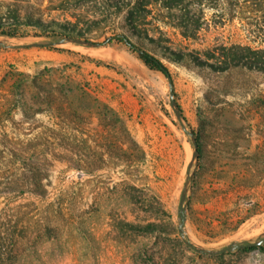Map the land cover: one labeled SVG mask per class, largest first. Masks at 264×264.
<instances>
[{
  "label": "rangeland",
  "instance_id": "1",
  "mask_svg": "<svg viewBox=\"0 0 264 264\" xmlns=\"http://www.w3.org/2000/svg\"><path fill=\"white\" fill-rule=\"evenodd\" d=\"M103 3L0 0V22L21 24L18 37L0 35V148L8 150L0 172L49 161L42 196L23 181L15 186L24 195L0 197V212L11 211L0 231L17 239L14 264H264V75L216 74L174 63L166 50L202 57L219 45L250 44L234 19L245 9L209 0L217 8L206 10L195 39L162 24L139 38L123 15L104 16ZM37 21L70 23L85 32L71 38L98 47L58 44L28 26ZM121 34L168 68L171 85L125 45L107 42ZM34 43L53 45L27 46ZM122 222L159 231L132 233ZM260 240L218 256L194 250Z\"/></svg>",
  "mask_w": 264,
  "mask_h": 264
},
{
  "label": "trees",
  "instance_id": "2",
  "mask_svg": "<svg viewBox=\"0 0 264 264\" xmlns=\"http://www.w3.org/2000/svg\"><path fill=\"white\" fill-rule=\"evenodd\" d=\"M218 2L221 0H217ZM245 10L241 15H236L234 19L242 25L250 44L219 45L212 49H207L199 55L175 52L166 49L169 58L174 63L190 61L199 68L209 69L216 74H224L232 70H245L264 75V0H235ZM107 18L112 15H123L129 30L139 38L147 37L148 27L152 24H162L179 32L185 39H195L201 31L205 22V12L209 9L217 8L209 4V0H104ZM113 12V13H110ZM106 18V17H105ZM98 24V23H95ZM19 23L6 25L0 22V35L10 38L18 37ZM28 26L39 28L43 32H49L58 42L64 38L75 36L84 38L85 32L70 23H41L31 22ZM4 27L9 31H1ZM157 30H161L156 26ZM125 45L131 52L135 53L138 59L151 71L161 73L166 78L171 79L168 68L154 55L146 49L131 42L123 34L116 35L108 39ZM153 42V39H151ZM62 111V109H60ZM183 119L182 111H179ZM184 120V119H183ZM195 135L196 133L192 131ZM197 138V137H196ZM8 150L0 148V168L7 162L6 152ZM21 167L14 168L8 176L0 172V180L6 181V187L0 188V197L4 195L6 203H11L25 191L16 187L19 182H26L32 188L31 194L42 196L44 194L43 182L48 179L49 174L45 165L49 161L46 158L37 159L34 164L21 161ZM25 172V173H24ZM8 180V181H7ZM12 184H14L13 187ZM11 211L2 209L0 212V224L3 226L4 219ZM181 221L184 219L183 212L179 213ZM122 228L126 231L138 234H154L159 231L155 224L147 226L135 225L122 222ZM169 234L176 231L172 223H168ZM17 239L13 233H1L0 231V264H14L15 247Z\"/></svg>",
  "mask_w": 264,
  "mask_h": 264
},
{
  "label": "water",
  "instance_id": "3",
  "mask_svg": "<svg viewBox=\"0 0 264 264\" xmlns=\"http://www.w3.org/2000/svg\"><path fill=\"white\" fill-rule=\"evenodd\" d=\"M57 43L58 44L73 43L75 45H81V46L92 47V48L98 47V45L96 43H93L91 41L82 40V39H74L71 37L64 38L63 40H61L60 42H57ZM52 45L53 44H51V43L50 44L34 43L31 45H27V46H29V47H49ZM167 79H168L169 84L171 85V83H172L171 79L170 78H167ZM170 105L172 108H174L177 118L180 119L181 114H180V112L176 106L172 91L170 92ZM189 135L192 138L193 144H194V153H193V157H192V163H193L195 160L198 159L199 150H198V145L196 142L195 134L193 132H190ZM187 190H188V181L186 182V184L184 186L181 201H180L181 210H183ZM262 243H263V241L260 240L257 242H245V243H241V244L232 243V244L228 245L227 247L220 249V250H206V249H197V248H194V250L200 255L218 256V255H223V254L235 251V250H242V249H246V248H256V247L261 246ZM188 246L192 247L191 244H188Z\"/></svg>",
  "mask_w": 264,
  "mask_h": 264
}]
</instances>
